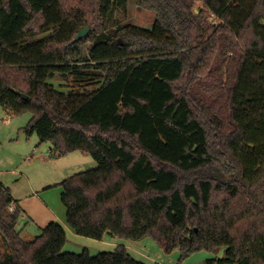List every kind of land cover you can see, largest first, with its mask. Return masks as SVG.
Listing matches in <instances>:
<instances>
[{
  "label": "trees",
  "instance_id": "trees-1",
  "mask_svg": "<svg viewBox=\"0 0 264 264\" xmlns=\"http://www.w3.org/2000/svg\"><path fill=\"white\" fill-rule=\"evenodd\" d=\"M117 1L0 0V106L97 161L59 183L76 234L264 264V0H136L151 28L117 25ZM21 213L0 180V264H148L66 252L58 221L26 240Z\"/></svg>",
  "mask_w": 264,
  "mask_h": 264
},
{
  "label": "rangeland",
  "instance_id": "rangeland-1",
  "mask_svg": "<svg viewBox=\"0 0 264 264\" xmlns=\"http://www.w3.org/2000/svg\"><path fill=\"white\" fill-rule=\"evenodd\" d=\"M200 7L201 4L197 3L195 10L198 13ZM115 17L117 25L143 28H151L156 18L154 12L140 9L136 0H118ZM31 117L32 112L29 110L16 114L0 106V172H4L1 176L5 177L4 181L10 186L13 197L20 206H24L23 208L42 209L41 200H44L52 209L60 212L58 207H61L65 211L66 207L61 199L63 187L57 182L76 173L96 168L98 163L91 155L80 151L72 155H78L83 160H76L72 158L73 156L52 157L51 142H41L36 133L28 134L25 131ZM48 185L51 187L47 188ZM35 194L40 195L42 199L36 198L38 196ZM24 215L19 220L20 228L30 225L28 228H33L40 234L42 231L40 225L45 220L41 219L42 217L33 220L27 214ZM70 233H67L63 248L66 252L81 253L84 249H88L91 255H95L102 251H112L118 245H124L135 258L148 264H207L208 259L222 257L225 253V248L204 249L183 257L180 249L166 252L151 236L132 240L106 234L102 240H97L75 232ZM5 243L0 241V251L4 254L10 249L6 241Z\"/></svg>",
  "mask_w": 264,
  "mask_h": 264
},
{
  "label": "crops",
  "instance_id": "crops-1",
  "mask_svg": "<svg viewBox=\"0 0 264 264\" xmlns=\"http://www.w3.org/2000/svg\"><path fill=\"white\" fill-rule=\"evenodd\" d=\"M77 151H74L66 156H61V157H67V156H73L72 158L76 159V160H80L82 159L81 157H79L78 155H72V154H75ZM53 157V154L51 155ZM59 157V158H61ZM83 160V159H82ZM13 171V170H12ZM1 175H4V172H0V180L3 181L5 183V177L4 176H1ZM57 183H60V182H57ZM6 184V183H5ZM7 185V184H6ZM10 187V186H9ZM47 188L48 187H51V185H48L46 186ZM11 189V188H10ZM63 192V191H62ZM36 198H41L40 195L38 194H35ZM62 195V193H61ZM42 199V198H41ZM40 199V200H41ZM62 199V198H61ZM42 202V209H37L35 207H26V208H23L24 206H21L22 207V213L20 215V217H24L25 215L24 214H27L30 218H32L33 220L35 219H38L40 217H42L41 219L45 220V222H42V224L40 225V227H45L46 225H48L50 222H53V221H58L60 222L61 224L64 225V227L66 228V231L67 233L69 232H74L73 229L68 225V222H67V218H66V208H65V211L63 209H61V207L59 209L60 212L52 209L51 206H49L48 204L45 203V201L41 200ZM20 217H19V220H20ZM19 220L17 222V228L21 231V235L24 239L26 240H32L34 239L37 235H39V233L37 232V230L35 229H31V228H28L30 227V225L28 227H25V226H22L20 228V225H19ZM24 220V219H23ZM25 221V220H24ZM71 234V233H70ZM0 241L1 242H4L2 240V237L0 235Z\"/></svg>",
  "mask_w": 264,
  "mask_h": 264
},
{
  "label": "water",
  "instance_id": "water-1",
  "mask_svg": "<svg viewBox=\"0 0 264 264\" xmlns=\"http://www.w3.org/2000/svg\"><path fill=\"white\" fill-rule=\"evenodd\" d=\"M197 12V11H196ZM198 13V12H197ZM89 32V28L88 27H84L82 30H80L78 32V34L76 35V37L74 38V41H79L82 37H84L85 35H87ZM121 44H123L122 41H120Z\"/></svg>",
  "mask_w": 264,
  "mask_h": 264
},
{
  "label": "built area",
  "instance_id": "built-area-1",
  "mask_svg": "<svg viewBox=\"0 0 264 264\" xmlns=\"http://www.w3.org/2000/svg\"><path fill=\"white\" fill-rule=\"evenodd\" d=\"M7 121H9V120H7ZM50 153H51V155H52V151L50 150ZM11 209H13V206H11Z\"/></svg>",
  "mask_w": 264,
  "mask_h": 264
}]
</instances>
